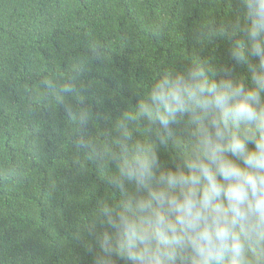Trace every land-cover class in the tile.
Instances as JSON below:
<instances>
[{
  "label": "trees",
  "instance_id": "16d2710c",
  "mask_svg": "<svg viewBox=\"0 0 264 264\" xmlns=\"http://www.w3.org/2000/svg\"><path fill=\"white\" fill-rule=\"evenodd\" d=\"M255 7L0 0V264H132L107 223L113 213L101 211L127 199L110 181L137 145L162 166L182 164L197 127L190 114L178 116L169 136L140 104L151 105L157 79L196 66L253 87L232 53L250 52Z\"/></svg>",
  "mask_w": 264,
  "mask_h": 264
},
{
  "label": "clouds",
  "instance_id": "9594fccd",
  "mask_svg": "<svg viewBox=\"0 0 264 264\" xmlns=\"http://www.w3.org/2000/svg\"><path fill=\"white\" fill-rule=\"evenodd\" d=\"M248 14L251 50L232 55L250 68L253 87L196 66L157 79L151 105L140 104L169 136L178 116L190 114L197 127L182 164L162 166L137 145L110 181L127 199L101 211L113 213L107 223L132 264H264V0Z\"/></svg>",
  "mask_w": 264,
  "mask_h": 264
}]
</instances>
